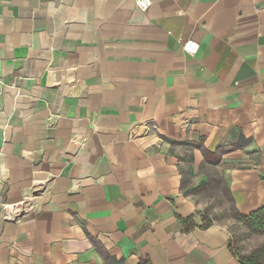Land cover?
<instances>
[{"label": "crops", "instance_id": "1", "mask_svg": "<svg viewBox=\"0 0 264 264\" xmlns=\"http://www.w3.org/2000/svg\"><path fill=\"white\" fill-rule=\"evenodd\" d=\"M151 1L0 0V264H240L191 190L264 206V0Z\"/></svg>", "mask_w": 264, "mask_h": 264}, {"label": "trees", "instance_id": "2", "mask_svg": "<svg viewBox=\"0 0 264 264\" xmlns=\"http://www.w3.org/2000/svg\"><path fill=\"white\" fill-rule=\"evenodd\" d=\"M213 164L216 162L215 158H211ZM207 192L209 196H216V203L220 207L228 205L222 209L223 216L232 219L234 222L241 224L243 227L247 228L250 233H264V206L247 214L243 215L239 213L234 205V201L231 192L224 181L223 170H212L207 176V182L201 184L195 189L191 190V193L198 194V192ZM210 208L203 209L202 211V223L201 228H207L215 222V216H212ZM191 218L183 219V223H187ZM230 233V232H229ZM229 247L231 251L238 258L240 264H264V244L257 246L249 251H235L232 245V239L230 236ZM101 254L105 257L109 264H123L122 260H117L111 257L102 249ZM138 264H152L148 259H142Z\"/></svg>", "mask_w": 264, "mask_h": 264}, {"label": "rangeland", "instance_id": "3", "mask_svg": "<svg viewBox=\"0 0 264 264\" xmlns=\"http://www.w3.org/2000/svg\"><path fill=\"white\" fill-rule=\"evenodd\" d=\"M196 200L203 205V209L210 208V214L216 217L215 222L226 226L230 232L232 245L235 251H239V253L241 251H249L264 244V233H250L247 228L243 227L241 224L223 216L224 213L222 209L228 207V205L226 203L221 207L217 205L216 196H209L207 192L201 191L197 194Z\"/></svg>", "mask_w": 264, "mask_h": 264}, {"label": "built area", "instance_id": "4", "mask_svg": "<svg viewBox=\"0 0 264 264\" xmlns=\"http://www.w3.org/2000/svg\"><path fill=\"white\" fill-rule=\"evenodd\" d=\"M135 6L141 11H146L152 4L151 0H133ZM182 48L185 53L189 55H195L198 52L199 45L193 40H187L182 44ZM1 154V149H0ZM7 209L6 217L7 219H17L22 216L23 213L32 208L30 203V198L24 199L19 204L14 206L3 205Z\"/></svg>", "mask_w": 264, "mask_h": 264}]
</instances>
